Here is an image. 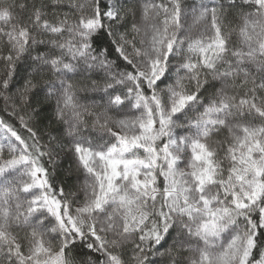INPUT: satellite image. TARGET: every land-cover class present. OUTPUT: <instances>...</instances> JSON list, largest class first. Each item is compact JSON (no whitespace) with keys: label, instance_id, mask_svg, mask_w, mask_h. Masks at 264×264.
<instances>
[{"label":"snow or ice","instance_id":"snow-or-ice-1","mask_svg":"<svg viewBox=\"0 0 264 264\" xmlns=\"http://www.w3.org/2000/svg\"><path fill=\"white\" fill-rule=\"evenodd\" d=\"M0 264H264V0H0Z\"/></svg>","mask_w":264,"mask_h":264}]
</instances>
